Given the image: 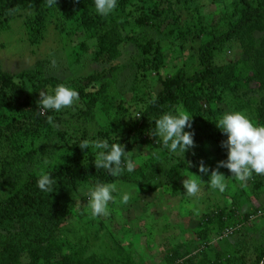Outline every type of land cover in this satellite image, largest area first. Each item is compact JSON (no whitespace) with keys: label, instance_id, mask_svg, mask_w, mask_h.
Here are the masks:
<instances>
[{"label":"trees","instance_id":"16d2710c","mask_svg":"<svg viewBox=\"0 0 264 264\" xmlns=\"http://www.w3.org/2000/svg\"><path fill=\"white\" fill-rule=\"evenodd\" d=\"M164 1L168 4L163 5ZM182 1L118 0L113 13L102 17L96 14L93 0H56L52 7L47 5V0H0V30L7 29L11 19L20 17L27 41L32 46L40 43L47 27L52 26L83 49H87V42L91 41L94 60L105 64L99 70L80 75L77 80L70 78L65 81L53 74L45 75L42 65L45 62L37 61L33 67L17 73L0 67V139H5L9 147L7 156L0 164L1 182L7 188L0 194V264H49L55 256L60 257V264H91L90 257H84V248L66 251L65 241L56 234L75 207L76 199L70 191L79 186L113 183L115 180L136 186L171 179L170 172L174 166L165 173L157 172L160 165L168 164L166 154L162 159L158 156L144 161L139 166V178L134 177L132 172L113 177L105 169L95 168L98 152L92 145L97 140H107L109 144L117 141L123 145L127 153L126 159L122 157V164L126 167L133 147L162 145V141L153 136L154 120L164 113L175 111L178 106L191 116L192 122L202 125L199 133H195L192 126L184 129L194 134L193 141L199 150L211 141L220 143L226 139V135L215 125L220 110L217 104L224 101L229 91L235 90L233 83L239 81L241 76L237 63H218L214 59L213 52L219 48L218 45L226 41H239L242 54L252 71L246 79L254 81L257 89L264 87V0H232L231 6L221 12L215 24L192 23L191 38L195 35L210 38L201 41L195 50L199 69L189 73L183 64L171 73H161L165 62L161 41L155 34L161 30L165 31V35L174 32L169 28L170 23L178 21L171 19L177 18L171 3L179 4ZM127 24L131 32L134 28H142L143 36L137 38L133 33H124ZM256 31L262 32L257 38L254 36ZM175 32L180 39L179 44L187 38L185 31L176 29ZM126 43L137 49L141 68L152 71L160 86L155 97L143 105L142 111L138 109L139 117L137 113L131 117L130 109L122 103L118 91L113 89L112 79L98 82L117 67L115 62L122 56L121 47ZM25 83L29 85L28 91L25 90ZM58 84L70 86L78 93L77 100L65 110L71 111H67L70 114L67 118L59 117L57 111H40V91L48 93ZM88 84L92 88H88ZM260 104V114L264 116V97ZM71 116L75 118V128L69 125ZM63 125L72 130L73 136L63 129ZM52 130L59 132L60 139L50 143L61 142L66 145L65 148L45 143L24 149L22 142L28 140L33 143L39 138L48 137ZM64 135H69L67 139L72 138L69 144ZM85 143L88 148H80ZM55 148L61 150L67 160L39 172L31 171L46 153L53 152ZM219 158L226 161L227 149ZM158 159L162 163H158ZM185 161H191L194 165L197 158L193 155L177 159L175 169L178 175L181 174L179 170L187 165ZM44 174H50L55 181L49 194L38 187L37 182ZM254 176H258L255 184L258 188L264 182V175L254 173L253 179L257 178ZM217 207V210L203 214L199 220L197 238L202 242L198 243L201 248L207 246L212 233L218 235L217 239L231 235V225L234 223L230 221L235 213L231 210L226 214L224 206ZM262 209L247 212L243 216L245 221ZM222 254L219 253L208 264H229L231 257L225 255L221 258ZM257 254V264H264V250ZM192 259L190 257L185 262L190 263ZM122 264L134 262L128 258Z\"/></svg>","mask_w":264,"mask_h":264},{"label":"rangeland","instance_id":"374dc122","mask_svg":"<svg viewBox=\"0 0 264 264\" xmlns=\"http://www.w3.org/2000/svg\"><path fill=\"white\" fill-rule=\"evenodd\" d=\"M231 1L183 0L179 4L171 3L174 14L177 15V18L171 19L178 21L170 23L169 28L174 32L165 35V31L161 30L155 34V37L161 41L165 62L161 73H171L183 64L189 73L199 69L195 60V50L201 41L210 38L201 35L191 38L190 32L196 24L194 22L202 25L215 24L221 12L223 13L231 6ZM167 4L166 1L163 2V5ZM21 23V18L15 17L10 20V26L7 29L0 30L1 69L17 73L21 69L33 67L37 61H40L46 63L42 64L45 75L53 74L65 81L70 78L77 80L80 75L99 70L105 65L100 60H94V45L91 41L87 42L88 48L83 49L75 45V41H70L66 34L54 30L52 26L47 27L40 43L31 46ZM129 26L127 24L124 28V33H133L137 38L143 36L142 28H134L131 32ZM176 29L185 31L187 36L180 44ZM254 34L257 38L262 32L256 31ZM218 46L219 48L213 52L214 59L218 63L224 61L237 63V71L241 79L233 83L236 85L235 90L229 91L224 101L217 104L220 109L217 121L224 113L240 111L246 114L254 124H264V116L259 110L262 105L260 100L264 97V87L257 89L254 81L246 79L252 71L250 63L242 54L241 43L232 40ZM121 49L122 56L115 62L117 67L107 76L100 78L98 82L108 78L112 79L113 89L118 91L122 103L130 109L131 117H134L141 106L155 97L160 86L152 71H143L141 68V58L134 46L126 43ZM25 85V90L28 91L29 85L27 83ZM88 85V88H92L91 84ZM67 108L58 111L57 115L61 118L69 117L70 114L67 111L70 109L65 111ZM40 111L44 112L41 108ZM176 111L185 112L181 106L172 112ZM70 118L72 121L69 125L75 128V118L74 116ZM191 126L195 133H199L202 129L200 123L191 121ZM63 129L68 130V134L72 135V130L68 126L63 125ZM58 133L52 130L48 137L39 138L33 143L28 140L24 141L22 142L24 149L29 150L45 143L51 146L54 143L50 142L60 139ZM69 135H64L67 144L69 140H72V138L67 139ZM157 139L161 140L159 136ZM6 143L5 139H0V164L9 152ZM54 145L60 148L66 147L61 142ZM198 150L199 148L193 143V146L183 154L182 158L186 156L190 158L194 155L197 161L191 167L185 165L179 170L181 174L178 175L175 162L180 158L179 156L170 158L167 150L158 145L152 147L145 144L133 147L129 153V161L133 164L134 177L139 178V166L144 161L158 156L162 159V156L166 154L168 164L160 165L161 168L157 172L165 173L168 168L174 166L170 172L171 179L168 182L156 179L158 182L136 186L115 180L113 183H116L118 188L130 189L131 195L127 203H121L122 192L118 191L114 194L115 202H109V214L106 216L93 217L88 207L87 197L74 193L76 188H73L70 191L76 199L73 213L56 231L57 237L65 241V250L84 248V257H90L91 264H122V261L126 262L128 258L134 264H208L209 261L215 260L219 253H223L221 258L225 255L231 257L229 264H257L259 261L257 253L264 250V216L261 215L262 217L247 221L243 216L250 210L264 208V182L257 188L255 184L258 176H254L257 177L255 179L251 176L244 186H241L227 168H217V162L221 161L219 156L226 150L221 146V142L211 141L199 152ZM161 159L157 162L162 163ZM45 160L47 164L44 163ZM65 160L67 159L64 153L55 148L53 152L46 153L44 159L38 161L39 163L33 166L31 171L39 172L53 164H61ZM201 160L208 167L209 173L216 169L226 178V188L223 193L211 188L207 183L208 176L198 172L196 165ZM187 172L199 176L202 181L201 191L191 197L184 193L182 186V181L189 175ZM87 187L89 186L84 185L77 189ZM6 189V185L1 182L0 178V194H3ZM219 205L225 207L226 214H229L231 210L235 213L230 221L234 223L231 225L233 226L231 235L217 239L218 235L211 232L210 243L208 242L207 246L201 248L198 244L201 240L197 238V231L200 228L199 220L203 214L217 210ZM241 221L244 222L239 224ZM190 257H193L192 261L185 262ZM59 262L60 257L55 256L49 264H60Z\"/></svg>","mask_w":264,"mask_h":264},{"label":"clouds","instance_id":"9594fccd","mask_svg":"<svg viewBox=\"0 0 264 264\" xmlns=\"http://www.w3.org/2000/svg\"><path fill=\"white\" fill-rule=\"evenodd\" d=\"M118 0H93V7L96 14L107 17L113 13L117 7ZM56 0H47L49 7L55 6ZM40 106L44 110L60 111L63 108L73 105L78 98L75 89L65 84L56 85L48 93H40ZM143 106H141V111ZM141 114L137 113V117ZM51 120V117H49ZM153 136H159L162 141V148L166 149L171 156L183 157V154L193 146V133L184 129L191 128V116L183 111L164 113L154 120ZM226 139L221 142V146L227 149L226 161H218L217 168H227L232 177L241 186L255 173L264 175V124H254L246 114L240 111L224 113L215 124ZM98 152L95 160V168L105 169L109 175L119 177L125 172L133 171V164L129 161L126 167L122 164V157L126 159L123 145L117 141L109 144L107 140H97L93 143ZM80 148H88L87 143ZM47 164V160L44 161ZM191 167V161H185ZM199 173L208 176L207 183L211 188L223 193L226 188L225 177L216 169L211 170L205 166L201 160L197 165ZM188 173V172H187ZM189 175L182 181L183 189L188 196H195L201 191V179L199 176ZM38 187L48 194L55 181L50 174H44L38 180ZM122 192L120 202L127 203L130 189H120L116 183H96L87 188L77 189L74 193H79L87 197L88 207L93 217L106 216L109 214V202H115L117 192Z\"/></svg>","mask_w":264,"mask_h":264},{"label":"built area","instance_id":"2783aa9c","mask_svg":"<svg viewBox=\"0 0 264 264\" xmlns=\"http://www.w3.org/2000/svg\"><path fill=\"white\" fill-rule=\"evenodd\" d=\"M264 213V209L263 210H257L254 214L250 215V219H254L256 217L261 216Z\"/></svg>","mask_w":264,"mask_h":264}]
</instances>
